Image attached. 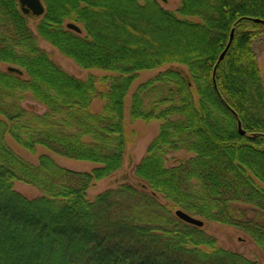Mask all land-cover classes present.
I'll return each mask as SVG.
<instances>
[{
  "label": "trees",
  "instance_id": "trees-1",
  "mask_svg": "<svg viewBox=\"0 0 264 264\" xmlns=\"http://www.w3.org/2000/svg\"><path fill=\"white\" fill-rule=\"evenodd\" d=\"M42 2L33 32L18 0H0V62L26 75L0 69V264H260L218 246L174 210L236 226L264 255V222L242 210L264 214V86L252 48L264 0H179L177 12L158 0ZM37 37L79 66L111 74L70 75ZM164 65L131 97V119L163 121L134 166L138 185L120 182L88 199L95 182L123 166L124 99L133 80ZM155 84L169 104L147 111L142 93ZM27 92L45 112L21 106ZM96 97L102 105L94 111ZM6 134L30 152L42 145L96 166L70 170L47 153L34 164ZM178 149L193 155L168 166L166 154ZM15 181L41 194L26 197Z\"/></svg>",
  "mask_w": 264,
  "mask_h": 264
},
{
  "label": "rangeland",
  "instance_id": "rangeland-1",
  "mask_svg": "<svg viewBox=\"0 0 264 264\" xmlns=\"http://www.w3.org/2000/svg\"><path fill=\"white\" fill-rule=\"evenodd\" d=\"M159 4L165 9L176 11L179 7V0H158ZM44 4V3H43ZM28 20V25L35 32V24L39 19V16H33L32 14L25 13ZM179 15V14H178ZM180 16V15H179ZM181 17V16H180ZM189 20H198L195 16L182 17ZM68 28L74 29L78 34L83 35L84 32L79 23L66 22L65 24ZM38 46L44 50L49 58L58 66H60L65 72L73 75L77 78L84 79L89 74L95 75L100 78L104 75L111 74L108 71L100 70L98 68H83L76 64L71 58L61 54L57 48L52 46L50 43L37 37ZM252 48L256 55V62L259 68L262 83L264 86V27L261 29L260 33L253 39ZM161 66L151 70H141L137 73L136 78L133 80L128 93L124 99V129L127 136L126 149L124 155L123 166L120 170L116 171L112 175L106 178H102L94 183L87 190V198L93 200V198L101 191L107 188H112L120 182H129L134 185H138L137 179L134 176V166L141 160L145 155L147 146L153 138H155L159 132V128L162 120L159 119H149L145 120L142 118L131 119L129 116V108L131 104L132 94L135 92L137 87L147 81L153 79L161 71L165 70V67ZM12 67L17 69V73L26 77L23 71L12 64L1 63L0 69L6 70V68ZM99 89H105L104 85L98 81L97 83ZM151 86V85H150ZM148 86V89L142 93L143 107L147 111L162 109L169 103L164 99L163 96L167 94V90L160 84H155L153 87ZM194 99H197V95L194 94ZM160 100V101H159ZM23 108L28 111H34L36 113H43L46 111V107L35 100L30 92L24 94V100L20 103ZM102 105V101L99 98H94L90 104L92 110H98ZM158 108V109H156ZM6 143L25 160H28L34 164L37 163V156L41 153L49 154L55 162L67 169L75 171H89L96 166L95 163L82 160H74L62 157L42 145H36L35 151L30 152L20 144H18L10 135H5ZM193 155V152L187 151L185 149H178L175 151L168 152L165 156V163L168 166L176 165L179 161L188 159ZM13 189L22 195L33 198L39 196L40 191L29 184L23 183L21 181H15L13 183ZM163 204H168L169 201L165 200L163 197L160 198ZM176 208V207H175ZM171 211L174 208H170ZM242 210L249 217H256L257 220L264 222V214H255L252 207L242 206ZM203 220L204 224L201 226L205 232L215 238L218 246L238 252L248 259L256 260L260 264H264V255L261 249L255 245L251 237L242 229L232 226L229 224L219 223L212 220H207L204 217H198Z\"/></svg>",
  "mask_w": 264,
  "mask_h": 264
},
{
  "label": "water",
  "instance_id": "water-1",
  "mask_svg": "<svg viewBox=\"0 0 264 264\" xmlns=\"http://www.w3.org/2000/svg\"><path fill=\"white\" fill-rule=\"evenodd\" d=\"M18 3L20 4L21 10L24 13L30 12L33 16H41L45 11V6H44L42 0H18ZM254 21L264 24V20H260L258 18L254 19ZM231 37H232V31H231L230 39H231ZM230 39H229V42H230ZM229 42H228V44H229ZM228 44L226 45V48H227ZM225 50L226 49H224L222 51V53L219 55V58H218L219 60L222 59V57L225 53ZM238 129H239V132L241 134H244V130H242L239 122H238ZM174 214L180 220H182L186 223H189V224H192L195 226H199V227L203 226V224H204L203 220L187 213L186 211H184L182 209H175Z\"/></svg>",
  "mask_w": 264,
  "mask_h": 264
},
{
  "label": "flooded vegetation",
  "instance_id": "flooded-vegetation-1",
  "mask_svg": "<svg viewBox=\"0 0 264 264\" xmlns=\"http://www.w3.org/2000/svg\"><path fill=\"white\" fill-rule=\"evenodd\" d=\"M27 14V13H26ZM31 14V13H30ZM36 17V16H35Z\"/></svg>",
  "mask_w": 264,
  "mask_h": 264
}]
</instances>
